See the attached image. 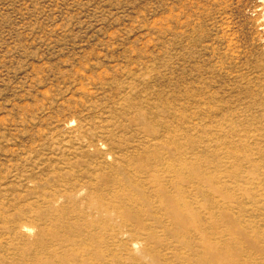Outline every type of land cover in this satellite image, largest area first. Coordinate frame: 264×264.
<instances>
[{
  "label": "rangeland",
  "instance_id": "obj_1",
  "mask_svg": "<svg viewBox=\"0 0 264 264\" xmlns=\"http://www.w3.org/2000/svg\"><path fill=\"white\" fill-rule=\"evenodd\" d=\"M148 155L212 178L215 248L264 264V0H0V264L50 260L89 192ZM148 220L143 249H186Z\"/></svg>",
  "mask_w": 264,
  "mask_h": 264
},
{
  "label": "bare ground",
  "instance_id": "obj_2",
  "mask_svg": "<svg viewBox=\"0 0 264 264\" xmlns=\"http://www.w3.org/2000/svg\"><path fill=\"white\" fill-rule=\"evenodd\" d=\"M166 161L170 160L149 155L123 157L114 166L119 168L118 174L103 179L100 191L89 192L79 204L76 212L82 216L81 227L77 226L72 236L68 233L61 237L54 231V245L46 250L51 259L39 258L37 264H258L259 260L244 249H235L232 258L230 249L215 248L211 226L215 188L212 178L181 162L173 165ZM127 189L133 192L128 193ZM114 199L137 202L135 212L143 214L139 224L116 222L117 216L129 215L130 211L116 210ZM200 200L207 202L206 216L200 210ZM163 213L173 223L175 241L186 249H159L156 253L153 249H143L146 238L142 235L151 228L147 225L150 222L144 220L156 219ZM20 227L30 231L27 225ZM107 255L110 256L105 259Z\"/></svg>",
  "mask_w": 264,
  "mask_h": 264
}]
</instances>
